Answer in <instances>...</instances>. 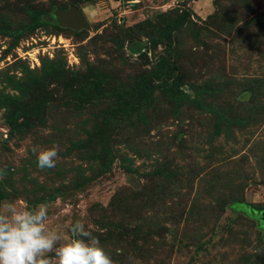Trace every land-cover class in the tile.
I'll use <instances>...</instances> for the list:
<instances>
[{
    "label": "rangeland",
    "instance_id": "374dc122",
    "mask_svg": "<svg viewBox=\"0 0 264 264\" xmlns=\"http://www.w3.org/2000/svg\"><path fill=\"white\" fill-rule=\"evenodd\" d=\"M0 168L114 264H264V0H0Z\"/></svg>",
    "mask_w": 264,
    "mask_h": 264
},
{
    "label": "clouds",
    "instance_id": "9594fccd",
    "mask_svg": "<svg viewBox=\"0 0 264 264\" xmlns=\"http://www.w3.org/2000/svg\"><path fill=\"white\" fill-rule=\"evenodd\" d=\"M40 170L57 165L58 148L32 147ZM0 168V179L7 174ZM47 204L28 208L14 201L0 202V264H114L99 239L81 221L74 222L68 235L49 224Z\"/></svg>",
    "mask_w": 264,
    "mask_h": 264
},
{
    "label": "water",
    "instance_id": "95a60500",
    "mask_svg": "<svg viewBox=\"0 0 264 264\" xmlns=\"http://www.w3.org/2000/svg\"><path fill=\"white\" fill-rule=\"evenodd\" d=\"M67 20L74 26L88 27V21L85 17L84 12L79 8H74L70 10L67 15ZM261 220L264 221V212L261 215Z\"/></svg>",
    "mask_w": 264,
    "mask_h": 264
}]
</instances>
